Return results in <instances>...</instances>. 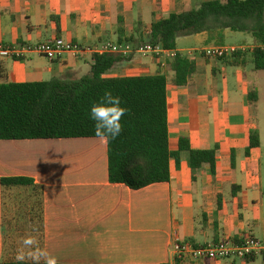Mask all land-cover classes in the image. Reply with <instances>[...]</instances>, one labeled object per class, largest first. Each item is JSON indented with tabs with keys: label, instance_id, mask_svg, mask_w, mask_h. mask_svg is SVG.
Listing matches in <instances>:
<instances>
[{
	"label": "crops",
	"instance_id": "crops-1",
	"mask_svg": "<svg viewBox=\"0 0 264 264\" xmlns=\"http://www.w3.org/2000/svg\"><path fill=\"white\" fill-rule=\"evenodd\" d=\"M201 1L0 0V44L58 40L94 48L123 44L120 29L122 40L138 41L153 22ZM244 35L249 39L224 31L218 41L202 33L175 42L174 52L192 59L196 74L183 87L166 85L168 147L175 152L183 138L193 150L215 149L213 176L206 165L192 173L181 153L178 168L170 161L167 183L133 191L109 183L107 148L99 138L0 140V179H30L41 198L40 218L20 217V206L32 205V190L0 187V264L17 262L26 235L36 236L58 264H264V257L178 261L172 251L174 237L204 246L249 233L264 243V70H254L249 55L259 45ZM212 46L251 50L233 67L200 55ZM91 56L0 58V84L79 79L83 68L90 70ZM128 56L107 76L166 73L167 51ZM251 131L256 148H249Z\"/></svg>",
	"mask_w": 264,
	"mask_h": 264
},
{
	"label": "trees",
	"instance_id": "trees-1",
	"mask_svg": "<svg viewBox=\"0 0 264 264\" xmlns=\"http://www.w3.org/2000/svg\"><path fill=\"white\" fill-rule=\"evenodd\" d=\"M224 31L250 35L259 45L249 55L254 70H264L261 48L264 47V0H204L194 9L153 22L145 38L141 36L138 41L133 37L122 40L121 29L118 36L119 42L132 49L147 44L162 51H174L177 38L206 33L210 40L218 41ZM246 56V53H237L223 60L237 67ZM130 58L94 54L89 73L79 79L0 84V140L97 138L89 110L105 90H110L121 98V106L128 111L121 118L120 135L106 144L109 183L123 184L133 191L167 183L170 161L178 168L181 153L187 154L192 173L206 165L209 175L213 176L215 149L193 150L183 138L178 141L175 152L168 147L166 85L170 82L176 87L185 86L196 74L194 61L175 53L166 60L165 74L158 70L151 76H107L117 64ZM257 146L258 136L251 131L249 148ZM0 187L31 189L32 205L22 204L18 215L40 218V187L30 179H0ZM9 221L4 218L7 229L11 226Z\"/></svg>",
	"mask_w": 264,
	"mask_h": 264
},
{
	"label": "built area",
	"instance_id": "built-area-1",
	"mask_svg": "<svg viewBox=\"0 0 264 264\" xmlns=\"http://www.w3.org/2000/svg\"><path fill=\"white\" fill-rule=\"evenodd\" d=\"M264 49V47H261ZM251 49L248 46H212L200 51L206 59H223L237 53H247ZM254 48L252 49V51ZM159 48H152L150 45H142L132 49L127 44H104L94 48H83L77 44L62 43L58 40L48 41L36 45H2L0 44V58H11L23 60L28 56H40L48 61H54L64 54L74 56L82 54L90 55H119L126 57L133 53L138 54H160ZM169 59L175 55L174 51H167ZM189 52L188 54H193ZM172 251L175 260L178 261H217L229 258L248 260L254 257H264V243L255 239L251 234L244 233L235 239L223 238L216 243H209L204 246H196L189 240H180L176 237L172 240Z\"/></svg>",
	"mask_w": 264,
	"mask_h": 264
},
{
	"label": "clouds",
	"instance_id": "clouds-1",
	"mask_svg": "<svg viewBox=\"0 0 264 264\" xmlns=\"http://www.w3.org/2000/svg\"><path fill=\"white\" fill-rule=\"evenodd\" d=\"M121 103L119 96H114L110 90H105L98 101L90 107L89 118L94 122L95 135L105 144L115 140L122 131L121 118L128 109L122 107ZM15 260L18 264H58L57 257L42 248L34 235H26L22 238Z\"/></svg>",
	"mask_w": 264,
	"mask_h": 264
},
{
	"label": "rangeland",
	"instance_id": "rangeland-1",
	"mask_svg": "<svg viewBox=\"0 0 264 264\" xmlns=\"http://www.w3.org/2000/svg\"><path fill=\"white\" fill-rule=\"evenodd\" d=\"M232 35L233 36H237V38H239V39H242V37H244V38H246V39H249L247 36H245L243 33H232ZM183 39V38H182ZM222 43H224L225 45H227V44H235V43H237V42H235V41H231V42H229L228 40H224V42H222ZM89 73V68L88 67H85V68H83L82 69V71L81 72H79V74H78V78H81V77H83V76H85V75H87Z\"/></svg>",
	"mask_w": 264,
	"mask_h": 264
}]
</instances>
